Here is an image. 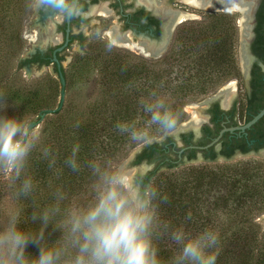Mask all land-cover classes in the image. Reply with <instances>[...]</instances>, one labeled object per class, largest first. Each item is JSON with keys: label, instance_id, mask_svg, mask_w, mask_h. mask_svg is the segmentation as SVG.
<instances>
[{"label": "trees", "instance_id": "16d2710c", "mask_svg": "<svg viewBox=\"0 0 264 264\" xmlns=\"http://www.w3.org/2000/svg\"><path fill=\"white\" fill-rule=\"evenodd\" d=\"M25 1L0 0V116L28 124L33 118L39 121L41 112L58 107L61 85L58 79H51L48 83L25 87L17 79L20 65L10 70L11 60L23 48L18 25ZM204 15L205 21L182 24L176 29L174 47L159 62L166 66L163 69L155 71L143 64L119 61L111 63L109 69L113 74L103 81L104 97L85 117L68 121L63 116L67 105L45 116L43 145L51 149L55 163L50 167L51 156L44 158L42 151L36 150L29 157L27 168L35 185L32 195L15 199L9 176L5 190L0 189V200L9 196L14 209L21 210V230L30 235L39 232L41 222L33 221L31 214L33 211L39 214L45 206L54 203L52 193L57 188L67 195L64 203H68L77 191L76 186H91L94 177L87 161L98 156L114 158L123 147L136 144L126 133H120L116 124L144 117L142 98L155 91L180 101V107L171 104L178 113V125L183 120L182 101L199 99L239 74L235 13ZM258 17L264 22V0ZM83 65L77 62L70 67L72 72L63 71L65 90L86 75ZM77 144L81 168L73 171L65 161ZM259 165L239 162L216 169L203 165L187 168L180 175L170 170L156 175L150 185L158 193L154 202L158 205L161 225H169L167 232L161 227V234L155 240L159 257L166 261L176 251L177 245L171 239L174 229L184 227L195 233L211 227L219 234L216 264H264V234L260 236L251 222L254 213L264 211V166ZM59 235L49 225L45 239L51 243ZM27 251L36 255L39 249L29 242Z\"/></svg>", "mask_w": 264, "mask_h": 264}, {"label": "clouds", "instance_id": "9594fccd", "mask_svg": "<svg viewBox=\"0 0 264 264\" xmlns=\"http://www.w3.org/2000/svg\"><path fill=\"white\" fill-rule=\"evenodd\" d=\"M30 7L58 21L78 19L84 13L82 0H32ZM140 104L147 118L137 116L116 124L130 141L144 144L154 133L166 138L177 131L178 113L166 96L153 91ZM39 143L38 130L16 118L0 116V172L9 176L17 200L34 191L27 168ZM79 150L80 146L74 145L65 161L73 171L81 168ZM41 151L44 158L51 156V167L55 163L51 149ZM87 167L94 177L89 199L64 203L68 197L57 188L52 193L54 203L31 214L33 221L41 222L37 234L21 230L20 209L6 213L0 224V264H216L219 234L211 227L195 233L184 227L174 229L171 239L176 251L170 259L162 260L155 240L161 227L167 232L169 225L160 223L155 188L145 185L126 161L98 156L87 161ZM49 225L60 233L51 243L45 239ZM29 242L38 246V254L27 251Z\"/></svg>", "mask_w": 264, "mask_h": 264}, {"label": "flooded vegetation", "instance_id": "af4514ba", "mask_svg": "<svg viewBox=\"0 0 264 264\" xmlns=\"http://www.w3.org/2000/svg\"><path fill=\"white\" fill-rule=\"evenodd\" d=\"M82 2L84 13L80 18L71 21L52 19L44 28L47 29L40 36L43 50L33 54L27 64L53 67L57 75L59 70L63 75L65 63L89 64L93 59L100 60L98 57L104 50L95 41L96 29L102 31V39L125 52L157 59L167 50L171 40L172 34L169 36L166 32L165 37L164 31L165 22L170 20L167 15L183 10L176 0L172 4L174 8L168 4L160 5L157 0ZM261 3L262 0L256 8L254 36L247 44L246 59L243 63L240 59L238 65L239 74L220 86L215 95L201 101L199 117L193 116L175 134L167 136L161 143L152 142L137 154L138 163L152 162L142 176L145 185H151L162 167L168 171L184 163L206 165L233 158L264 159V114L241 130L264 109V22L258 17ZM42 16L49 17L45 12ZM238 28L240 35L239 25ZM239 43L241 45L242 41ZM110 52L115 53V50ZM242 52L241 47L239 58Z\"/></svg>", "mask_w": 264, "mask_h": 264}, {"label": "rangeland", "instance_id": "374dc122", "mask_svg": "<svg viewBox=\"0 0 264 264\" xmlns=\"http://www.w3.org/2000/svg\"><path fill=\"white\" fill-rule=\"evenodd\" d=\"M159 2L160 5L163 4H168V6L170 8H174L173 7V3L170 2V0H157ZM177 1V0H176ZM32 3V0H26L24 3V11L23 14L21 16V20L19 23V33L21 35V43H22V50L21 52L19 51V53L16 55V57L14 59L11 60V69H14L17 67V65H20V69H19V73L17 75V79L20 80V84L24 85L25 87H34L35 85L39 84V83H48L51 79H58V75L55 72L53 67H49V68H42V67H37L31 64H27L26 61L36 52L43 50V45L40 41V36L45 33V29L44 28L49 25V23L52 22V18L50 17H45L42 16V13L39 9L36 10L32 7H30ZM180 7H183L182 9L184 11H188L189 13H192L195 15V17L197 19L195 20H187L185 22H183L182 24H186V23H199L202 21H205V15L206 13H215V12H207V11H202V10H198V9H194V8H189L187 6H185L184 4L179 3L178 4ZM229 13H235L236 16V25H239V21H240V14L237 11H228ZM219 13V12H217ZM221 13H226V12H221ZM177 25L171 35V40L169 41V45L167 47V50L160 55L157 59L156 58H149V57H144V56H139L136 55L132 52H128V51H124V49L120 48V47H115L112 44H109V42L106 39H102V31L100 29H96L94 30L95 32V36L97 37V39L95 41L98 42V46L101 47V49H103V53L100 54V56L98 57L100 60H96L93 59L92 63L86 64L84 63L83 66H85V71L84 73L86 74L85 76L81 77V79L77 80L73 85H71L68 90H65V96H64V104L62 109L67 105L66 107V114H63L64 118L68 119V121H70L71 119H78V118H83L85 117V115H87L86 113L92 108L93 105L97 104L98 102L101 101V99H103L104 97V93L103 91V81H108L109 79H105L108 75H112L113 72L110 71L109 66L111 63H116V62H121V63H125V64H129V65H134V64H143L145 65L148 69L150 70H155L157 71L159 68L163 69L164 67H166L165 65L161 64L159 65L160 60L171 50V48L174 47V34L176 29L181 26ZM239 31V28L237 29ZM237 31V32H238ZM94 41V42H95ZM239 41H241V36L239 35V32L237 33V49H238V53L236 54L237 57V63L238 65L241 63V58H239V50L241 49V45L239 43ZM240 45V46H239ZM97 46V45H96ZM239 47V48H238ZM113 49L115 50V53L110 52L111 50L113 51ZM110 52V54L108 55V53ZM102 52V51H101ZM241 56V55H240ZM243 56V55H242ZM243 59L245 60V56L243 57ZM242 59V61H243ZM71 64V63H70ZM74 66L77 63H74ZM69 65L67 63H65V65H67L65 67L66 72L69 71L70 67L73 65ZM18 65V66H19ZM70 72H72V70L70 69ZM83 72V71H82ZM112 73V74H111ZM175 75L174 74L172 77L173 79H175ZM113 80V79H110ZM230 81V79L228 80ZM228 81H226L225 83H227ZM224 83V84H225ZM104 84L108 85L107 82H105ZM223 84V85H224ZM222 86V85H221ZM226 86V85H225ZM220 87V86H219ZM216 88L214 91L209 92L208 94L202 96L201 98H197V99H185L184 103H182V109L181 112L183 114V120L182 122H180L177 125V130L178 128L184 123H187L189 120L192 119L193 116L199 117V112H201V101L205 98V97H209V96H213L216 94L217 90L219 89ZM168 101L171 104L176 103L177 107L181 106V102L180 101H173L172 99H170L169 97H167ZM196 111V114L193 113V111ZM47 116V115H46ZM45 118V117H44ZM43 118V119H44ZM43 120H41L40 122L37 121L36 118H33L29 123L28 126L30 124H36V126L33 127L34 130H38L40 133V143L38 145V147L34 150V151H41V149L44 147V140L46 138V134H45V129L43 128V124H42ZM175 134V133H174ZM166 138H161L159 136V134H156V136H154V138L149 141L148 143H144V144H135L132 147L127 145V147H123L122 150H120L118 152V154L113 158L114 160L117 161H126L128 166L130 168H133L136 170V172L138 173L139 176H145L146 174V170L147 168H150L152 166V162L151 163H146L144 161L141 162H137L136 161V156L139 152H141L142 148H145L146 146L152 144V142H155L157 140L158 143H161L162 141H164ZM33 151V152H34ZM32 152V153H33ZM239 163V162H250V163H254V164H260L259 166H264V159L263 158H259L257 157L256 159H252V158H233L232 160L229 161H220V162H215L213 164H206L204 165V167H212L215 168L217 166H231L235 163ZM198 164V165H197ZM203 163L201 162H196V163H184V164H180L174 168L170 169V172L175 173L176 175H180L181 172H187V168L189 169L190 167H202ZM216 169V168H215ZM167 170L166 167H162L159 170V173L157 175H159L160 173L162 174V172L164 173ZM149 171V170H148ZM1 178H0V189L7 187V178L8 175L1 172ZM3 178V180H2ZM92 185V184H91ZM77 187V186H76ZM75 187V191L73 193V197L71 198V201H75V202H84L86 200L89 199L90 195H91V186L88 185H82L77 187L76 189ZM70 201V202H71ZM14 206L13 203L10 199L9 196H6L3 200H0V224H2L5 220H6V213L9 212L10 210H13ZM226 217V216H225ZM252 224L255 225L257 227V230L259 232V235H263L264 234V211L260 212V213H254L252 216ZM222 220V216L220 214L219 216V221ZM223 220H226L223 219Z\"/></svg>", "mask_w": 264, "mask_h": 264}, {"label": "water", "instance_id": "95a60500", "mask_svg": "<svg viewBox=\"0 0 264 264\" xmlns=\"http://www.w3.org/2000/svg\"><path fill=\"white\" fill-rule=\"evenodd\" d=\"M177 1L180 2L181 4H184L185 6H187L189 8H194V9H198V10H202V11L204 10V11H207V12H215V13L216 12H228V11H237V12H239V14L241 16L240 21H239L240 36H241V41H242L241 47L244 49V52H242L241 56H240L241 60L243 59V57L245 55H247L248 50L246 51V48H247V44L250 42V40L254 36L253 27H254V24H255V12H256V8H257L258 3H259L260 0H219V1H222V2L228 3L227 5L225 4V6L221 5V4H218V2L214 6H204V5H202V3L196 4V5H192V4H190V3H188L187 1H184V0H177ZM241 1L250 2L249 3L250 5L248 6V8H247L248 10L247 11H245L243 9V6L241 8L235 6L236 2H241ZM175 13L185 15V17H184V19H180L178 21H176L175 19H174V21H170L169 33H168L169 36L173 33V31H174V29H175V27L177 25H179L182 22H185L187 20H195V19H197L194 14L189 13L188 11L177 10V11H175ZM245 59H246V56H245ZM54 60H56V59H54ZM242 63H243V61H242ZM58 78H59V82H60V85H61L59 105H58L57 108H55L53 110H45V111L41 112L39 114V121L38 122L43 120V118L46 115H50V114H53L55 112H58L61 109L62 105H63L64 96H65V80H64V77H63V75H62L60 70L58 72ZM263 114H264V109L251 122H249L245 126L241 127V130H244L245 128L249 127V125H251L254 122H256L260 117L263 116ZM34 126H36V124H30L29 125L30 128H33Z\"/></svg>", "mask_w": 264, "mask_h": 264}, {"label": "bare ground", "instance_id": "6f19581e", "mask_svg": "<svg viewBox=\"0 0 264 264\" xmlns=\"http://www.w3.org/2000/svg\"><path fill=\"white\" fill-rule=\"evenodd\" d=\"M184 1H187L188 3L192 4V5H196V4H199V3H202V5L204 6H214L217 2L218 4H221V5H224L225 4L227 5L228 3L226 2H222V1H219V0H184ZM146 3V2H145ZM148 3V2H147ZM146 3V4H147ZM250 2L248 1H241V2H236L235 6L236 7H242L243 6V9L245 11H247L248 9V6L250 5L249 4ZM149 5V4H148ZM158 6V5H157ZM160 8V7H159ZM158 9V8H157ZM161 9V8H160ZM167 17H170V20L169 21H166L165 24H164V31H165V37L168 35L169 33V24H170V21H174V19L176 21L180 20V19H184L185 15H182V14H177V13H174V12H170L169 15H167ZM183 17V18H182ZM166 32L167 35H166ZM165 39V38H164ZM164 42V40L162 41V43ZM244 61V59H243Z\"/></svg>", "mask_w": 264, "mask_h": 264}]
</instances>
